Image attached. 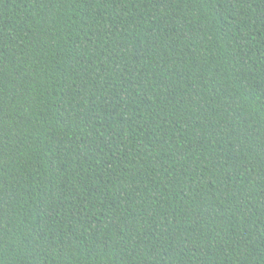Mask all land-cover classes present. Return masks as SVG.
Wrapping results in <instances>:
<instances>
[{
	"label": "trees",
	"instance_id": "obj_1",
	"mask_svg": "<svg viewBox=\"0 0 264 264\" xmlns=\"http://www.w3.org/2000/svg\"><path fill=\"white\" fill-rule=\"evenodd\" d=\"M0 264H264V0H0Z\"/></svg>",
	"mask_w": 264,
	"mask_h": 264
}]
</instances>
